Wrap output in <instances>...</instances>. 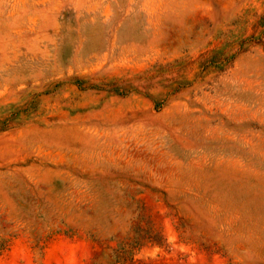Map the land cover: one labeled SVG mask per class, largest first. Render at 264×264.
I'll return each instance as SVG.
<instances>
[{
	"label": "rangeland",
	"instance_id": "1",
	"mask_svg": "<svg viewBox=\"0 0 264 264\" xmlns=\"http://www.w3.org/2000/svg\"><path fill=\"white\" fill-rule=\"evenodd\" d=\"M0 264H264V0H0Z\"/></svg>",
	"mask_w": 264,
	"mask_h": 264
}]
</instances>
